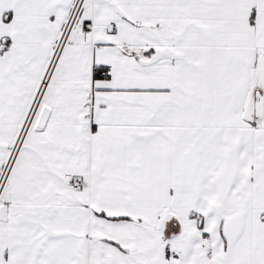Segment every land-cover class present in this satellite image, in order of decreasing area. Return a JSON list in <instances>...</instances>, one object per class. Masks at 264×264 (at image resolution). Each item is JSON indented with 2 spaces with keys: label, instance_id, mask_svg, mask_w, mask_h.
<instances>
[{
  "label": "snow or ice",
  "instance_id": "obj_1",
  "mask_svg": "<svg viewBox=\"0 0 264 264\" xmlns=\"http://www.w3.org/2000/svg\"><path fill=\"white\" fill-rule=\"evenodd\" d=\"M0 264H264V0H0Z\"/></svg>",
  "mask_w": 264,
  "mask_h": 264
}]
</instances>
